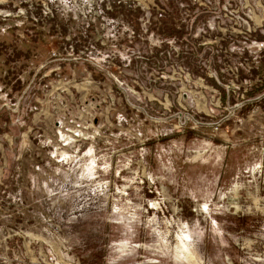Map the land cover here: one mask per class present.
Segmentation results:
<instances>
[{"label":"rangeland","instance_id":"obj_1","mask_svg":"<svg viewBox=\"0 0 264 264\" xmlns=\"http://www.w3.org/2000/svg\"><path fill=\"white\" fill-rule=\"evenodd\" d=\"M263 74L264 0H0V264H264Z\"/></svg>","mask_w":264,"mask_h":264},{"label":"trees","instance_id":"obj_2","mask_svg":"<svg viewBox=\"0 0 264 264\" xmlns=\"http://www.w3.org/2000/svg\"><path fill=\"white\" fill-rule=\"evenodd\" d=\"M263 76H264V74H263ZM262 88H264V84L262 85ZM253 89H251L249 92H248V97H250V96H253ZM225 96H226V94L223 92L222 93V100H225Z\"/></svg>","mask_w":264,"mask_h":264}]
</instances>
